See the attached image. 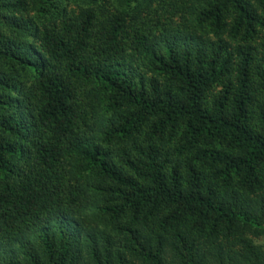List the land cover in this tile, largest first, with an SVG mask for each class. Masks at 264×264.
Segmentation results:
<instances>
[{"label":"trees","instance_id":"obj_1","mask_svg":"<svg viewBox=\"0 0 264 264\" xmlns=\"http://www.w3.org/2000/svg\"><path fill=\"white\" fill-rule=\"evenodd\" d=\"M0 264H264V0H0Z\"/></svg>","mask_w":264,"mask_h":264}]
</instances>
